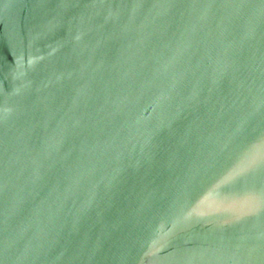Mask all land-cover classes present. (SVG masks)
<instances>
[{"label":"water","instance_id":"1","mask_svg":"<svg viewBox=\"0 0 264 264\" xmlns=\"http://www.w3.org/2000/svg\"><path fill=\"white\" fill-rule=\"evenodd\" d=\"M0 264H264V0H0Z\"/></svg>","mask_w":264,"mask_h":264}]
</instances>
